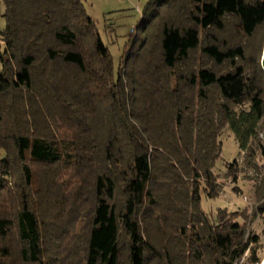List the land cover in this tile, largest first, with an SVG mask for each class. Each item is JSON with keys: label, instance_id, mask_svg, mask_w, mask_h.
Returning a JSON list of instances; mask_svg holds the SVG:
<instances>
[{"label": "trees", "instance_id": "1", "mask_svg": "<svg viewBox=\"0 0 264 264\" xmlns=\"http://www.w3.org/2000/svg\"><path fill=\"white\" fill-rule=\"evenodd\" d=\"M5 2L0 264H262L247 213L203 211V193H220L197 142L217 141L219 113L242 152L259 136L264 0H152L145 22L163 10L133 78L115 68L82 0ZM230 23L253 42L251 55L220 37ZM238 60L252 65L250 79ZM243 100L250 109L236 112Z\"/></svg>", "mask_w": 264, "mask_h": 264}, {"label": "rangeland", "instance_id": "2", "mask_svg": "<svg viewBox=\"0 0 264 264\" xmlns=\"http://www.w3.org/2000/svg\"><path fill=\"white\" fill-rule=\"evenodd\" d=\"M151 1L82 0L81 2L88 16L94 20L103 42L109 48L115 68L119 70L121 67L122 71L128 73L129 78H133L137 74L136 64L139 63L142 47L153 32L152 24L157 20V15L163 10V5L158 6L153 16L145 22L144 13ZM7 11L8 7L5 0H0V31H4L8 27L5 17ZM25 13V28L31 30L38 18V12L35 9ZM229 22L233 21L229 20ZM140 27L142 28L137 31ZM239 32L240 28L230 23V27L220 37L241 43L246 47L248 54L251 55L254 46L253 42L243 40ZM261 40L262 37L257 40V43ZM135 41L137 42L135 43ZM5 50L6 47L2 46L0 56ZM127 52L130 55L125 57ZM197 57L201 59L203 55L199 52ZM237 65L244 68L246 78L250 79L253 71L252 65L241 60L237 61ZM42 72L43 67H40L39 75ZM2 73L3 65L0 59V75ZM76 76V72L71 75L72 78H76ZM39 77L44 85L42 77ZM135 89L136 84L133 81L131 83L133 95H135ZM221 103H226V101L221 99ZM231 106L236 112L241 110L248 111L250 102L243 100L235 102ZM200 113H205V107L200 109ZM223 119V114L219 113L217 116L219 126L216 130L218 139L216 142L212 138H209L206 143L197 142L200 155L208 158V163L217 176L220 193L216 199H209L203 193L202 209L210 216H215L219 210L225 209L231 213L244 211L249 216L247 223L248 233L259 235L261 244L264 245V216L257 213L258 207L264 200V121L260 125L259 136L253 141L251 149L242 152L229 127L220 124ZM88 121L95 138H101L102 130L97 121L93 118H88ZM194 133L197 134V129L194 130ZM5 157L6 154L0 152V164ZM234 163L236 165L235 172L238 176L237 182L232 177H229V165ZM183 201L186 204H190L186 198H183Z\"/></svg>", "mask_w": 264, "mask_h": 264}, {"label": "water", "instance_id": "3", "mask_svg": "<svg viewBox=\"0 0 264 264\" xmlns=\"http://www.w3.org/2000/svg\"><path fill=\"white\" fill-rule=\"evenodd\" d=\"M262 69L264 71V52H263V57H262ZM262 264H264V261L262 262Z\"/></svg>", "mask_w": 264, "mask_h": 264}]
</instances>
